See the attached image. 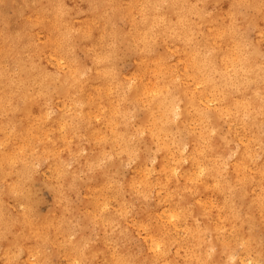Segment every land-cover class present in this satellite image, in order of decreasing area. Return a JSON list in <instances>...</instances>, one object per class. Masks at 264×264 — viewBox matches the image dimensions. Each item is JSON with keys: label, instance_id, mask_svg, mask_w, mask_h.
<instances>
[{"label": "bare ground", "instance_id": "1", "mask_svg": "<svg viewBox=\"0 0 264 264\" xmlns=\"http://www.w3.org/2000/svg\"><path fill=\"white\" fill-rule=\"evenodd\" d=\"M193 2H195V0H193ZM142 4L143 0H98L97 3L80 6V8L84 10L79 14L82 19L75 22L73 19H70L69 16L64 15V7L69 9L73 8V0H65L64 6L56 4L54 0L51 11L48 14L49 19L36 25L34 31V34L39 38H41L40 32L42 30L50 32L51 36L49 38L39 39L35 44L33 41L32 43L30 42L29 35H18L17 31L15 38H12L11 35L14 33L12 30L8 29L7 25L0 28V42L23 41L27 44H31L33 47L30 51L38 54L39 63L42 64V62H46L49 58L52 59L58 67H61L62 59L68 61V55L66 54L67 48H63L64 37H62L61 34L69 29L79 30L75 32L80 38L79 46L85 51L87 58L91 59L93 66L90 68L92 69L91 73L85 77L86 83L82 81V91L87 89H94L97 91V93L94 92L90 94L88 100H91V103L85 104L80 111L82 114H91L95 109L101 107L106 114V117L103 118L99 115H94L97 119V123L89 129H86V133L84 134L87 139L95 143L96 157L93 159L94 163L98 161V156L105 154L107 150L114 149L115 151H119L116 145L126 149L123 154H131L133 148L131 142L126 137L127 135L125 132L127 128L126 126L120 127L117 122H121V118L124 117H121L123 112L121 103L124 100L135 101L137 98L143 97L146 90L149 92L155 90L151 86L155 84V77L150 73H146L144 65L141 63L145 55L144 53H139L135 61L134 69L131 72L133 81L130 84H126V78L121 77L116 84H113L111 71L107 67L106 59L108 57V52L104 50L106 48L105 43L108 34L106 29L102 27L104 19L101 17V8L110 9L113 16H120L124 20L126 25L124 38L133 43L134 38L139 39L138 34L147 32L151 35L149 30L152 28L153 18L157 15L162 16L163 19L160 23L168 26V35L170 39L175 41L177 49L183 47L181 42L176 40V35H180L181 38H183L181 33L175 31L178 19L177 15L173 14L170 10H161L160 13H155L149 5L147 11H145L142 16ZM225 7H227V5H225ZM207 10L212 11V9ZM70 15H72V13ZM222 15L223 14L217 15L214 13V16L210 18L214 22L200 29L202 35L196 37V42L189 48V52L177 55L175 61H173L171 65L168 64L169 61H166L164 68L161 69V71L167 75L173 70V66H175V68L178 69V75L181 80V91L186 92L188 97L193 98L194 102L192 104L191 114L188 118V124L196 134L187 137V149L189 153L185 155V158L191 155L193 150L198 148L199 144L200 147L197 152V159L195 162L187 160V162L173 165L171 163L173 159L172 154L166 149L159 151L160 158L155 167V175L151 173V171L146 170L140 162L142 160L138 159L128 179L130 188L137 192L135 193L136 195L141 196V194H145L144 192L149 188L148 185L154 180L158 185L164 186L165 192L163 195H160V193H157L156 189H154V192L160 197L157 202L158 208L154 211L143 213L136 221L131 223L128 218L121 215H119V219H113L117 222V227L120 229L124 230L129 227L132 229L140 228L145 232L142 253L144 255V264H179L180 253L183 254V263L190 262L191 259L196 257L197 253L201 254V241L206 239L205 236H207V232H211L212 234L213 238L210 248L215 251L214 257L218 259L216 251L221 247V244L215 239L217 233L212 230L219 228L221 224L226 229L231 228V223L224 221L223 217L227 214V206L233 207L235 200H240L241 202L245 201V208L242 215L252 214L255 217L259 216V198L264 195V193H261L260 187L257 184L259 176L255 175V170L264 166V150L260 147L253 148L250 142L253 144L263 142H257L260 133L258 125L262 118L256 116L253 110H259L261 106L260 96H264V85L261 86L262 88L256 89H253L250 85L256 83L259 77L264 76V72L257 71V75L255 77L252 76L254 61L258 55L248 58L246 53L252 51L257 53L260 52V38L256 35L257 41H255L250 48H246L245 45V48H241L240 52L232 51L226 54L225 57L216 64V69L219 73L232 75L233 71H235V78L240 80L243 85L239 91H235L231 88H224L223 92H221L212 82L203 83L200 73L198 72L199 62L202 59L201 54L205 50L206 44L211 46L218 44L222 49H226V45L223 41L226 40L227 34L231 32L232 29L227 20L222 22V26H219V18ZM30 18L31 22H34L36 13H33ZM53 18L54 21H52ZM58 20L60 22L59 24L57 23ZM42 24L44 25L42 26ZM60 25H66L67 30ZM53 31L54 35L52 34ZM96 32L99 37L98 39L94 38ZM145 39H147V37ZM67 42L68 39H65V44L68 46ZM159 44L161 47L163 46L164 49L161 53H156L152 57L153 60L164 57V51L168 53L172 52L168 44ZM140 47H145V45L141 44ZM237 59L239 62H237ZM97 62L99 63L97 64ZM72 65L78 69L81 68L78 64L73 63ZM152 65L155 67V64ZM238 68L241 72L236 71ZM41 71L44 72L43 69ZM142 71H144L148 77L146 82L143 81L144 77L142 76L143 74H141ZM137 76L142 77V81L137 80ZM189 78H191V80H189ZM215 78L213 77V79ZM245 78L247 82H245ZM220 83H222V81ZM37 90H39V86ZM258 90H260L262 94L256 95L258 93L256 91ZM7 91L8 90L5 89V92ZM122 93L125 94L128 99L120 98L122 97ZM58 96L64 99L67 98L63 92ZM65 100L67 102H64V107L66 104L71 107L72 101L70 99ZM79 100L81 101L80 97ZM117 101H120V103L117 104ZM204 101H206V103H213L214 105L209 107V105L206 104L200 107ZM205 106L208 107L207 112L201 110ZM17 112L21 119V129L18 131L26 135L22 144L20 143L21 145L18 150L24 151V145H27V148H31L32 143L30 135L34 134L42 141V146L40 148L41 153H52L56 147V139L50 135L49 126H52L54 123L52 121L55 120V118L49 117L48 110L44 108L39 101H24ZM42 113H46L48 117L47 123L42 122ZM247 115L255 116V119L252 120L258 130L254 131V126L246 122L247 119H244V117ZM211 117L213 118L211 121L212 126L216 125L212 123L213 121L226 122L228 125L227 128L230 129V131L226 134L225 138L211 135L210 140L200 139L197 129L207 128ZM131 118H133V116ZM194 121L197 122L196 125L192 124ZM242 123L247 124L240 126ZM150 126L151 113L142 112V118L136 129L148 128ZM166 132V128H161L157 136L162 138L166 135ZM144 138L152 143H154L156 139L152 135H148ZM229 138H233V140L239 144V147L233 158L222 161V158L218 157V154H222L226 151ZM243 141H246V143L244 144ZM154 144L156 145V143ZM175 158L179 159V156L177 155ZM223 166H229V168ZM249 169L253 171L249 172ZM225 171L230 172L229 180L226 179ZM96 172V177L98 178L95 179V182H101L103 174L98 167ZM145 177H147V180H145ZM87 189V195L89 197L88 201L85 203L86 212L92 219L101 221L102 218L96 214V211H99V214L105 213L104 208L106 202L102 201L105 200V198L99 199V192L103 194L102 189L92 184L88 185ZM223 192H227L231 197L227 202L225 196H220ZM189 199L191 205L188 204ZM253 200H256L257 203L253 204ZM221 208H224L225 211L221 212ZM101 209H103V211H101ZM31 221L37 233L42 238L46 237L49 240V233L54 226L52 218H36L31 216ZM245 226L242 234L246 233ZM261 228H264V226ZM58 235L59 234H54L53 237ZM225 235L227 234L225 233ZM91 253H93L96 260L105 259L108 256V261L113 264L125 263L122 255L105 242L92 249ZM130 264H138V261L134 260Z\"/></svg>", "mask_w": 264, "mask_h": 264}, {"label": "clouds", "instance_id": "2", "mask_svg": "<svg viewBox=\"0 0 264 264\" xmlns=\"http://www.w3.org/2000/svg\"><path fill=\"white\" fill-rule=\"evenodd\" d=\"M5 2L6 0H0V5ZM53 2L54 0H22L25 9H31L36 13L35 21L31 22L30 26L35 27L49 19L48 14ZM88 2L89 0H73V8L64 7V15L75 19L70 14H81L84 10L79 5ZM55 3L64 6L65 0H55ZM149 5L155 13L170 10L177 15L175 31L181 33L183 38L176 35V40H179L183 47L177 49L175 41H172L168 35V26L160 23L163 17L159 15L153 18V25L149 30L151 35L146 32L138 34L139 39L134 38L132 47L137 54H145L141 63L144 65L145 72L155 77V84L151 85L155 90L151 92L146 90L143 97L130 101L133 112L151 113V126L136 130L131 139L139 141L141 138L152 135L156 138L154 140L156 151L168 150L172 154L173 165L187 162V160L195 162L199 144L198 148L185 158L187 137L196 134L188 124L194 101L186 92L181 91L178 69L173 66V70L165 75L161 71L166 63L165 58L152 59L155 55L157 40L169 45L172 52L168 55L167 61L173 60L177 55L189 52V48L196 42V37L202 35L200 29L214 22L210 19L214 13L223 14V19L229 22L232 29L223 41L226 49H222L218 44L215 46L206 44L201 54L198 72L203 83L212 82L221 92L224 88L239 91L243 85L235 78V71L232 75L219 73L216 64L226 54L232 51L240 52L241 41L253 32L260 38L261 44H264V0H195V2L193 0H143L142 16ZM209 5L212 6V11L207 10ZM28 19L31 21L30 17ZM57 23H60L59 20ZM60 26L67 30L66 25ZM7 27L12 30L11 24ZM141 44L145 47H140ZM32 47L33 45L23 41L0 42V264H56L54 259L56 253L53 250L63 247L65 242L42 238L31 221L34 198L37 195L36 185L40 183L43 187L40 179V164L36 161L43 160L45 163L49 160L54 161L55 168L47 183L49 187L56 190L65 186V177H71L72 181L81 179L83 173L73 167L80 152L75 150L77 145L72 144V141L90 142L80 135L81 122L90 126V122L96 119L94 115L82 114L80 111L85 104L91 103V100L84 102L79 100L82 95V81L86 83L85 76L91 73L92 69L87 66L78 69L62 59L63 68L46 83L40 79L43 75L41 70L45 66L39 63L38 54L30 51ZM257 55L261 60L257 68L264 72V51L246 53L248 58ZM85 59H87L86 54ZM237 62H239L238 59ZM152 64H155V67H151ZM81 73L84 75L82 76ZM213 77H217L222 83H217ZM136 79L142 81L140 76ZM37 81H39V90H37ZM245 82H247L246 78ZM5 89L8 91L5 92ZM61 92L72 101L71 107L68 104L64 109L56 107L53 94L59 95ZM13 98L19 99L22 103L29 100L39 101L44 108L53 113L55 120L52 122L60 125L56 129L60 133L58 139L65 141L63 153L54 150L49 154H38L36 151L27 150V145H24V151L18 150L20 145L17 141L24 140L25 137L17 133L16 128L11 125V120L18 110L12 106ZM260 100L259 110L253 111L256 116L262 118L258 127L260 136L264 137V96H260ZM119 103L120 101H117V104ZM201 110L207 112L208 107L205 106ZM41 120L44 123L48 122L46 113L41 114ZM161 128H166L168 131L167 135L159 138L157 133ZM197 132L201 140L211 139V134L206 127L197 129ZM69 145L71 147H68ZM257 146L264 150V142ZM116 147L119 148V151L115 152L117 156L126 151L119 145ZM64 153H68L70 157L67 162L64 159ZM177 155L179 159L175 158ZM17 165H22V170L17 169ZM255 175L259 176L257 184L261 193H264V166L256 169ZM148 186H159L160 191L164 190L163 185L149 184ZM256 203L257 201L253 200V204ZM9 208L13 209L15 214L8 211ZM220 211L224 212L225 209L221 208ZM258 211L259 216L255 217L252 214L240 215L229 208L223 220L231 223V228L226 229L221 224L219 228L212 230L217 233L215 239L221 244L216 251L218 259L212 260L210 256H205L199 264H264V232L255 231L264 226V195L259 198ZM68 223L70 224L71 221ZM245 225H247L246 238L245 234H242ZM212 238L209 232L208 239L202 240L201 245L210 248Z\"/></svg>", "mask_w": 264, "mask_h": 264}, {"label": "rangeland", "instance_id": "3", "mask_svg": "<svg viewBox=\"0 0 264 264\" xmlns=\"http://www.w3.org/2000/svg\"><path fill=\"white\" fill-rule=\"evenodd\" d=\"M97 1L98 0H89L88 3L81 4L79 5V7L88 5L90 3H97ZM101 9V17L104 19V24L102 27L106 29L108 36L105 43L106 48L104 49L100 44L99 45L106 52H108V57L106 59L107 67L111 71L113 84H116L121 77H125L126 84H130L133 81L131 72L134 69V64L139 54H137V52L132 47L134 43L132 41H127L124 38V31L126 30L124 20L120 16H113L110 9ZM208 9H212V6L209 5ZM33 13L34 12L31 9H25V5L22 3V0H15L14 3L13 0H6L5 4L0 5V28L4 27L5 25L11 24V29L14 33L11 35L12 38H15V34L18 31V35H29L30 42L32 43L33 41L34 44L37 43L39 39L41 40L44 38H49L51 36V33L45 32L43 30L40 32L41 38L34 34L35 27L30 26L31 21L28 19ZM71 16L75 17V19H73L75 22H78L82 19L81 15H76L75 13H72ZM52 21H54V18L52 19ZM223 21L226 20L223 19L222 15L219 18V26L223 25ZM43 25L44 24H42V26ZM52 34L54 35V31L52 32ZM61 36L64 37L63 48H67L66 54L68 55V61L64 59L66 62H69L71 64H78L79 66H81V68L85 66H87L88 68L93 67L91 59H85L86 53L79 46L80 38L78 37V34L69 29L63 32ZM94 38H99L97 32L94 35ZM65 39H68V46L65 44ZM255 41H257V36L255 32H253L248 35L246 39H243L241 41L242 48H245V45L246 48H250ZM157 42V47H155V54L161 53L164 49L163 46L161 47V45L159 44L161 43V41L157 40ZM263 50L264 44H261L260 42V51ZM170 54L171 53L164 51L163 58H165V60L167 61V57ZM173 61H175V58L173 60H170L168 64L171 65ZM98 63L99 62H97V64ZM260 63L261 60L259 56H257L254 61V68L252 73L253 77L257 75V71H260L257 68V65ZM42 64L45 66V68L43 69L44 72L40 79H43L46 83L55 73L63 68L62 64L61 67H58L56 63L49 58L46 60V62H42ZM236 71L241 72L239 68L236 69ZM141 74H143L142 76L144 77L143 81L146 82L148 78L147 75L144 73V71H142ZM81 75L83 76L84 73H81ZM189 80H191V78H189ZM214 80H216V82L218 83L221 82L218 78H215ZM263 80L264 76L259 77V83L257 81L256 83L251 84L250 87H252L253 89L262 88L261 86L264 85ZM37 85L39 86V81H37ZM94 92L97 93V91L94 89H87L82 91V95L80 96L81 101H88L90 94ZM256 92H258L256 95L262 94L260 90ZM53 95L55 96L54 103L56 107L59 109H64V102H67L65 99L68 100V98L64 99L62 97H59L55 93ZM121 96L122 97H119L128 99L123 93ZM206 104L209 105V107H212L214 105L213 103H206V101H204L200 105V107ZM21 105L22 102L19 99H12L13 107L17 106L15 108L19 109ZM121 107L123 110L121 117H124L121 118V122H117L119 123L120 127L126 126L127 128V131L125 132L127 135L126 137L131 142L133 148L131 154H121L117 156L115 155V152L117 151H115L114 149L107 150L105 154L98 156V161L94 163L93 159L96 157L95 143L87 139V137L84 135L86 133V129H89L97 123V119H94L90 122V126L81 122L80 127V135H83L86 140L90 142L86 143L84 141L78 140L72 141V144L77 145L75 150L80 152V156L76 158L73 167L83 173L81 179L72 181L71 177H65V186L60 190H56L52 187H49L47 183L48 178L52 176L53 169L55 168L54 161H48L47 163H45L43 160L36 161V163L40 164V179L43 182V187L40 183L36 185L35 191L37 195L34 198V211L31 213V216L36 218H52L54 229L52 228L51 232L49 233V240L65 242L63 247L53 250L56 253V256L54 258L56 264H77V262H79V264H113L112 262L108 261V256L105 259L96 260L93 253H91L92 249L99 246L103 242L115 248V250L122 255L125 261L124 264H130L134 260H137L138 264H144V255L142 253L144 248L143 238L145 232L140 228L132 229L129 227L124 230L120 229L117 227V222L113 219H119V215H121L125 216V218H128V220L132 223L136 221L143 213H146L147 211H154L158 208L157 202L159 201L160 197L157 193L163 195L165 192L164 190L160 191L159 186L152 188L149 187L144 192L145 194H141V196L136 195L135 193L137 192L133 191L128 185V179L130 176V172L134 170L138 159L142 160L140 162L143 164L146 170L151 171V173L155 175V167L158 164L160 152H157L156 145L149 140H146V138H141L139 141L131 139V137L135 135V131L137 130L136 128H138V124L140 123V120L142 118V112H131L132 103H130V100H124L121 103ZM48 115L50 118H55L53 116V113L49 111ZM91 115H99L101 118L106 117L104 109L101 107L95 109L91 113ZM132 116L133 118H131ZM253 117L254 116L247 115L246 117H244V119H247L246 122L252 124L254 126L253 130L256 131L258 130V128L253 123ZM212 119V117L211 120L209 119V123L207 126L208 132H210L212 136L217 135L220 138H225L226 134L230 131V129L227 128L228 125L226 124V122L213 121L212 123L216 125L212 126ZM247 123H242L240 124V126H244ZM20 124L21 119L19 118L18 112H16L11 120V125L16 128L17 133H20L26 138L25 134H22V132L18 131L19 129H21ZM192 124L196 125L197 122L194 121L192 122ZM49 127L50 135L56 139L55 151L63 153L65 141L63 139H58L60 133L56 131V129L60 127L59 123H53L52 126ZM30 138L32 145L31 148H27V150L36 151L38 154H42L40 151V148L42 146L41 139L36 137L34 134L30 135ZM258 141L264 142V137H261L260 133L259 137L257 138V142ZM22 142L23 140L17 141L19 145H21ZM243 143L245 144L246 141H243ZM250 143L253 148L258 147L256 146L258 143ZM68 147H71V145H69ZM238 147L239 144L235 142L233 138H229L226 151L222 154H218V157L222 158V161H227L235 156V152ZM149 148L151 150H148ZM188 153L189 151L186 148L185 155H188ZM64 159L66 162L70 159L68 153H64ZM97 167L103 174V176L101 177V182H95V179L98 178L96 177ZM223 167L229 168V166ZM22 168V165H17V169L22 170ZM224 173L227 177L226 179L229 180L230 172L225 171ZM90 184L102 189L103 194L99 192L100 200L101 198H105V200H102L106 202L104 208L105 213L99 214V211H96V214L102 218L101 221L92 219L87 214L85 209V203L88 201L89 197L87 195V186ZM109 185H111V187H109ZM151 185L158 184L155 183L154 180H152ZM154 189H156L157 193L154 192ZM220 196H225L226 202L231 198L227 194V192L221 193ZM188 204L191 205L190 199ZM227 208H231L232 210L234 209L240 215H242L245 208V201L241 202L240 200H235L234 206H227ZM8 211H12L13 214H15L14 210L11 208H9ZM68 221H71V223L69 224ZM246 229L247 225L245 226V230ZM43 231L46 232L45 230ZM255 231L258 233L264 232V228H258L255 229ZM54 234H59L60 236L58 235L56 237H53ZM206 234L207 236H205V238L208 239V232ZM200 251L201 254L197 253L196 257L194 259H191L188 263H183V254L180 253V259L178 263L199 264L201 258L203 259L205 258V256H210L212 260H216V258L214 257L215 251L211 250V248L202 246Z\"/></svg>", "mask_w": 264, "mask_h": 264}]
</instances>
